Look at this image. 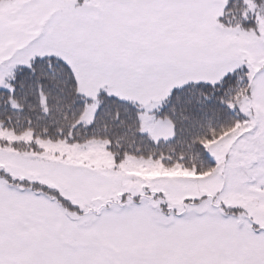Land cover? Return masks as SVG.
Segmentation results:
<instances>
[{
	"label": "snow or ice",
	"instance_id": "6c2138e0",
	"mask_svg": "<svg viewBox=\"0 0 264 264\" xmlns=\"http://www.w3.org/2000/svg\"><path fill=\"white\" fill-rule=\"evenodd\" d=\"M0 264H264V0H0Z\"/></svg>",
	"mask_w": 264,
	"mask_h": 264
},
{
	"label": "rangeland",
	"instance_id": "374dc122",
	"mask_svg": "<svg viewBox=\"0 0 264 264\" xmlns=\"http://www.w3.org/2000/svg\"><path fill=\"white\" fill-rule=\"evenodd\" d=\"M153 174H157V173H153Z\"/></svg>",
	"mask_w": 264,
	"mask_h": 264
}]
</instances>
